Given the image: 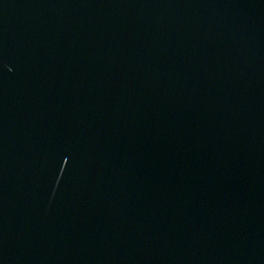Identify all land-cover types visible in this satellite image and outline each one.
Masks as SVG:
<instances>
[{
    "label": "water",
    "instance_id": "obj_1",
    "mask_svg": "<svg viewBox=\"0 0 264 264\" xmlns=\"http://www.w3.org/2000/svg\"><path fill=\"white\" fill-rule=\"evenodd\" d=\"M0 264H264V0H0Z\"/></svg>",
    "mask_w": 264,
    "mask_h": 264
}]
</instances>
